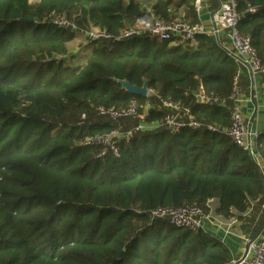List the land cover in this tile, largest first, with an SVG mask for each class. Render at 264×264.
Returning <instances> with one entry per match:
<instances>
[{"label": "trees", "instance_id": "16d2710c", "mask_svg": "<svg viewBox=\"0 0 264 264\" xmlns=\"http://www.w3.org/2000/svg\"><path fill=\"white\" fill-rule=\"evenodd\" d=\"M235 1L237 31L264 64V0ZM145 8L164 22L200 23L193 0H0V264H225L232 255L219 239L151 210L208 212L216 198L215 212L228 218L264 204L259 165L220 131L139 130L133 118L118 155L81 144L119 126L99 107L134 103L145 121L160 122L171 101L203 123L231 124L242 66L205 34L194 44L147 31L121 38ZM74 25L109 37L87 31L90 50L71 64ZM118 80L145 83L148 93L126 92ZM255 150L264 160V128Z\"/></svg>", "mask_w": 264, "mask_h": 264}, {"label": "built area", "instance_id": "2783aa9c", "mask_svg": "<svg viewBox=\"0 0 264 264\" xmlns=\"http://www.w3.org/2000/svg\"><path fill=\"white\" fill-rule=\"evenodd\" d=\"M204 0H193L194 11L199 16L203 6ZM149 11L148 8H145ZM255 8L248 7V12H253ZM147 14L145 15V17ZM144 17V18H145ZM150 21L147 23L146 30L150 38L157 41L169 40L171 43L179 42L183 44H194L196 42L195 36L198 34H205L207 36H214L218 41V34L226 31L227 39L230 47L226 49L227 54L231 56L246 72L250 75L253 81L256 75H261L262 86L264 88V64L252 46L251 40L248 36L240 35L237 31V24L239 14L237 12V5L235 0H218V6L212 13L211 30H206L201 23H188L182 20H173L171 22H164L150 14ZM140 31L134 27L123 31L120 34L121 38H128L132 35L138 34ZM92 37L107 38V33L100 31L93 35L92 30L89 33ZM221 46V45H220ZM237 75L235 76V82ZM229 98H234L236 95L235 86ZM162 107L164 114L161 121L147 122L142 115L136 113V106L134 103L127 108L114 109L103 108L97 109L98 113L106 119L119 120L127 117L137 119V124L134 129L139 130H153L159 126H163L169 132H176L181 128L188 127L193 129L206 128L211 131H220L227 134L236 146L246 151L256 162L259 159V154L255 150V138L258 130H250L246 128L243 118L238 110L231 112V124L228 127L220 128L212 123H203L194 118L188 108L181 107L178 103L171 101H163ZM84 118V114L81 115ZM131 137V130L122 131L118 128L112 129L109 133L97 134L87 136L81 144L98 146L99 156L104 157L109 154L118 155V141L122 138L128 139ZM208 212L196 205H187L181 207H156L151 210V215L155 218L165 219L173 226L199 229L202 228L204 221L208 218ZM203 229V228H202ZM225 264H264V236L247 239L244 248L240 254L232 258L231 261Z\"/></svg>", "mask_w": 264, "mask_h": 264}, {"label": "crops", "instance_id": "0c3cea01", "mask_svg": "<svg viewBox=\"0 0 264 264\" xmlns=\"http://www.w3.org/2000/svg\"><path fill=\"white\" fill-rule=\"evenodd\" d=\"M217 6L218 0L203 1L198 17L204 29L208 31L213 27L212 13ZM214 38L217 40L216 37ZM218 41L221 45H219L220 48L223 50L230 47L226 31L218 34ZM254 79L253 81L246 70L241 68L237 73L235 82L236 95L230 101L233 104V110L240 112L246 128L260 131L264 128V118L261 117L264 109V88L261 75H256ZM257 164L262 171L264 179V160L259 157ZM217 205L218 201L216 198L207 201L208 218L204 221L202 228L209 237L217 238L223 242L228 247L232 258L240 254L247 239L264 236V204L257 210L250 208L243 213L234 211V215L228 218L215 212ZM239 214L244 216V219L237 218L236 216Z\"/></svg>", "mask_w": 264, "mask_h": 264}, {"label": "rangeland", "instance_id": "374dc122", "mask_svg": "<svg viewBox=\"0 0 264 264\" xmlns=\"http://www.w3.org/2000/svg\"><path fill=\"white\" fill-rule=\"evenodd\" d=\"M146 13H147V16L143 18L142 20H140L135 26L140 31V33L146 30L147 23L151 19L149 11H146ZM74 26H75V30L72 31L73 36H72L70 43L68 44L69 51H68V56H67V61L68 63H71V64H75L78 58H79V61H81L83 56L90 50L88 47H86V45L88 44V39H89V36H87L86 32L89 31L90 29H92L93 35L98 32V28L95 25H91L89 28H86L83 30L79 29L76 25ZM215 50L217 52L220 51L219 47H216V46H215ZM261 117L264 118V109L262 111ZM129 119H133V118L127 117L125 119L123 118L119 119L120 121L118 124L119 125L118 129L125 130L123 129V127H126L127 125L132 126L129 122L130 121Z\"/></svg>", "mask_w": 264, "mask_h": 264}, {"label": "water", "instance_id": "95a60500", "mask_svg": "<svg viewBox=\"0 0 264 264\" xmlns=\"http://www.w3.org/2000/svg\"><path fill=\"white\" fill-rule=\"evenodd\" d=\"M118 83L121 85L122 89H124L126 92L142 94V95H146L148 93V89L146 88L145 83H143V85L140 87L130 84L125 80H118ZM197 100L201 101L200 95H197Z\"/></svg>", "mask_w": 264, "mask_h": 264}]
</instances>
